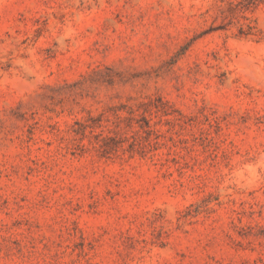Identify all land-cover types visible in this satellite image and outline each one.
<instances>
[{
    "label": "rangeland",
    "instance_id": "rangeland-1",
    "mask_svg": "<svg viewBox=\"0 0 264 264\" xmlns=\"http://www.w3.org/2000/svg\"><path fill=\"white\" fill-rule=\"evenodd\" d=\"M0 264H264V0H0Z\"/></svg>",
    "mask_w": 264,
    "mask_h": 264
}]
</instances>
